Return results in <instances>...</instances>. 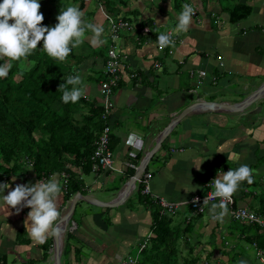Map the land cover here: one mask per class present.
<instances>
[{"label": "crops", "instance_id": "crops-1", "mask_svg": "<svg viewBox=\"0 0 264 264\" xmlns=\"http://www.w3.org/2000/svg\"><path fill=\"white\" fill-rule=\"evenodd\" d=\"M41 1L44 2L40 8L43 22L51 13L52 21L47 20V26L57 23L56 16L62 7L76 5L83 12L84 19L104 28V45L93 46L90 39H85L79 48L72 51L73 58L67 59V64L74 69L73 75L82 77L86 91H91L89 85L93 82L99 94L105 50L110 44L115 46L123 67L108 98L113 107L107 118L113 164L122 173L90 172L80 175L81 188L77 193L103 203L115 201L125 180L146 158L148 161L143 172L151 176V194L170 202L184 204L193 194L202 192L207 179H214L219 171L227 172L243 164L255 170L254 181L257 184L264 181L263 99L237 113L213 112L199 107L181 118L156 145L160 132L192 103H237L264 83V0H230L233 5L244 3L251 10L246 19L236 23L228 22L227 8L233 5L225 6L224 0ZM184 3H192L196 11L189 31L177 35L172 30ZM104 15L124 18L131 29L119 31V41L112 42L106 31L108 26ZM130 18H133V23H130ZM142 29H147V33L142 34ZM161 32L172 35L174 47L162 51L157 49L156 37ZM87 35L90 37L91 33ZM94 48L97 51L92 53V57L83 53ZM99 48L102 51L98 52ZM76 57L82 59L77 62ZM189 71L193 75L197 71L205 72L202 82L198 84L195 76H189ZM94 72L97 73L95 78L92 76ZM131 74H134L133 78H129ZM98 96L84 95L88 101L95 102L94 106L102 103ZM132 133L142 138V145L133 147L127 144ZM132 152H135L134 156L130 155ZM228 156H233V159L228 160ZM152 160L153 165L149 166ZM129 163L134 165L132 174L127 171L130 168L126 164ZM73 172L77 174L78 170L73 169ZM53 174H57L62 184L61 173L49 174L46 180ZM13 176L0 183H8L14 188L16 184H35L39 179L31 169L26 174ZM244 183L233 198L237 207L248 208L253 201L250 192L255 195L258 185L244 190ZM191 184L196 190L188 192ZM138 186L135 182L126 196L111 208L78 201L61 235L59 264H119L126 257L136 258L138 264L142 250L139 251V247L143 242L145 247L152 237L150 225L154 209L145 203ZM64 194L62 192L59 200L62 216L67 212L68 201L76 193L68 200ZM76 208L80 214L75 212ZM209 208L194 221L193 234L183 235L178 240L180 258L186 255L188 248L185 247L182 253L183 243L192 239L200 259L210 254V261L222 262L225 256L226 264H230L227 257L237 249L233 248L234 244L224 242L228 251L221 255L223 250L219 245L227 231L225 226L228 227L232 219L228 214L223 223L212 222ZM11 211L13 214L10 216L0 213V264H51L53 237L49 236L43 244L46 247L43 251L42 245L34 244L28 238L23 226L30 209L24 208L19 215L14 209ZM188 212L186 207L176 212L175 215L181 216L177 221H180L179 228L188 221L191 215ZM132 236L137 243L134 255L129 251ZM201 239L206 243L197 247ZM240 255H236L237 260Z\"/></svg>", "mask_w": 264, "mask_h": 264}, {"label": "trees", "instance_id": "trees-1", "mask_svg": "<svg viewBox=\"0 0 264 264\" xmlns=\"http://www.w3.org/2000/svg\"><path fill=\"white\" fill-rule=\"evenodd\" d=\"M176 4L179 5L180 2ZM250 11V7L244 3L228 7V22L242 21L248 17ZM47 20L46 18L43 26H47ZM37 47L25 61L31 64L28 69L18 71L20 61L13 62L8 77L0 79V182L19 173L26 174L30 169L36 178L47 177L52 173H63L66 175L64 198L68 200L73 194L80 192L79 176L90 173L89 158L93 141L103 127L100 120L101 103L94 106L95 102L88 101L84 96L75 104L62 103V93L58 88L65 82L67 76L74 74V69L67 64V60L57 63L41 51L43 41ZM69 58H73L72 53L67 59ZM76 59L78 62L82 57ZM105 60L106 50L104 62ZM0 63L3 61L0 60ZM104 79L102 75L100 82ZM111 146L109 135V149ZM73 169H77L78 173H74ZM127 171L129 174L133 173L131 169ZM257 183L254 181L248 185L245 182L242 188L253 189ZM257 185V193L254 195L250 192L253 201L248 209L264 218V181ZM139 190L138 186V192ZM143 198L145 203L154 208L151 212L150 225L152 237L140 251L138 264H198L201 259L199 253H196L192 239L186 240L188 248L182 258L177 242L183 235L193 234L194 221L202 214L190 215L188 221L179 228L178 225H174L172 216L161 215L147 197ZM209 207L210 205L207 208ZM228 208L231 210L237 208L234 198ZM228 229L219 247L223 250L220 254L225 255L228 247L224 242L234 244L233 248H236L237 252L233 251L228 255L227 261L230 264L235 263L236 255L244 252V246H250L253 251L254 249L261 251L264 259V231L261 227L254 223H239L232 220ZM69 237L67 234V238ZM45 249V245H42V250ZM209 258L210 254L203 259L209 261Z\"/></svg>", "mask_w": 264, "mask_h": 264}, {"label": "clouds", "instance_id": "clouds-1", "mask_svg": "<svg viewBox=\"0 0 264 264\" xmlns=\"http://www.w3.org/2000/svg\"><path fill=\"white\" fill-rule=\"evenodd\" d=\"M181 7L182 10L177 14L176 24L172 30L177 35L189 31L196 11L192 3H184ZM40 8V0H0V60L3 61L0 63V79L8 77L13 62L26 60L31 56L41 41L43 47L40 50L57 63L65 62L85 39H90L93 46H102L106 43L103 38L104 28L84 20V14L79 6L62 7L56 16L57 23L54 27L42 26L44 16ZM88 33H91L90 37ZM112 40L119 41V37L113 36ZM156 45L162 51L167 47H174L175 40L171 34L161 32L156 37ZM58 91L62 93V103L75 104L85 95L86 86L79 74L69 75L65 82L60 84ZM142 143V138L135 133L128 136V145L135 147ZM130 155L134 156L135 152ZM232 159L233 156H228V160ZM254 172L255 170L243 164L235 169L230 168L227 172L217 173L208 185L213 190L203 201L205 205L210 200L217 201L211 203L209 208L212 222H224L229 214L228 203L242 182H247L248 185L254 183ZM12 179L15 181L16 177L13 176ZM6 190L8 191L5 195ZM195 190L191 184V190L188 192ZM61 195L62 185L57 174H53L47 180L40 179L35 184H16L14 188L8 183H0V213L10 216L13 214L11 210L14 209L15 214L19 215L24 208L30 209L23 221L25 232L34 244L43 245L49 236L59 238L61 235L62 214L59 210ZM193 203H198V200L194 199ZM239 264L247 262L241 260Z\"/></svg>", "mask_w": 264, "mask_h": 264}, {"label": "built area", "instance_id": "built-area-1", "mask_svg": "<svg viewBox=\"0 0 264 264\" xmlns=\"http://www.w3.org/2000/svg\"><path fill=\"white\" fill-rule=\"evenodd\" d=\"M84 3L90 2L92 0H79ZM195 15V14H194ZM193 15V16H194ZM104 19L106 20L108 26V34L109 38L112 40L113 36H117L119 31L122 29L130 30L131 27L128 22L120 19V18H112L104 15ZM142 34L147 33V29L141 30ZM159 49V48H157ZM120 68L122 70V63H120V59L116 52L115 46L110 44L106 49V60L103 65L102 75L105 77L103 82L99 84V94L102 99L101 103V114L100 120L103 123V127L95 140L93 141V149L90 155L89 160L91 161L90 172L92 173H122L120 170L116 169L113 164L112 153L108 147L109 144V135H110V126L108 125L107 118L109 115L110 109L113 107V104L109 102L108 98L111 95L112 90L116 87L120 72ZM189 76H195L197 83L200 84L205 76V72L197 71L194 75L193 72L189 71ZM134 74L129 75V78H133ZM28 166H31L28 164ZM126 166L130 169L134 170V165L126 164ZM62 177V192H66V175L63 173L60 174ZM149 173H142L135 179L137 185L140 188V195L149 198L153 205H155L161 215L174 216L178 210L182 207H186L191 215L203 214L206 208L211 205V203H216V200H210L208 204H203L205 197L213 190L210 186V182L213 178L207 179L204 184V188L202 192L193 194L187 202L184 204L177 202H170L165 200L164 198L153 196L149 190ZM46 180L43 176L38 180ZM197 199L198 203L194 204L193 200ZM232 201V200H231ZM231 201L228 203L230 206ZM229 216L233 221L239 223H254L257 226L261 227L264 231V218L256 215L253 211L249 210L247 207H237L235 210L229 209ZM145 242L139 247V251L143 248ZM256 259L264 264V259L262 258V252L254 249ZM119 264H137L136 258L134 257H126Z\"/></svg>", "mask_w": 264, "mask_h": 264}, {"label": "water", "instance_id": "water-1", "mask_svg": "<svg viewBox=\"0 0 264 264\" xmlns=\"http://www.w3.org/2000/svg\"><path fill=\"white\" fill-rule=\"evenodd\" d=\"M264 100V83L261 84L255 91H253L250 95H247L244 99L237 103L233 104H225V103H213V102H205V101H199L192 103L185 109H183L178 115H176L175 119L170 122L159 134V137L157 138L156 145H159V143L164 139L166 135L169 134L173 126H175L178 121L186 116L187 114L195 111L197 108H205L213 112H223V113H237L242 111L243 109L247 108L249 104L253 103L256 100ZM148 159L146 158L144 162L136 169V171L133 173V175L125 180V183L123 184L122 188L119 190V197L115 201H111L108 203H103L99 201H95L94 199L85 196L80 195V193H76L70 201H68V209L67 212L62 216V222L60 224V227L62 229L61 235L63 234V231L66 227V224L73 213V210L75 208V205L78 201H82L86 205H96L99 207H114L118 204V202L126 196L127 192L129 191V188L131 189L134 187L135 179L143 172L144 166L146 165ZM61 235L59 238H52V263L51 264H59V254L60 249L62 246V239Z\"/></svg>", "mask_w": 264, "mask_h": 264}, {"label": "rangeland", "instance_id": "rangeland-1", "mask_svg": "<svg viewBox=\"0 0 264 264\" xmlns=\"http://www.w3.org/2000/svg\"><path fill=\"white\" fill-rule=\"evenodd\" d=\"M100 1H103V0H100ZM43 1H41L40 3L41 4H43L42 3ZM223 2V4L225 5V6H227V5H230V6H232L233 5V2L232 1H230V0H228V1H226V0H224V1H222ZM93 4H97V3H94L93 2ZM43 10H44V8H43ZM52 14H53V12H52ZM53 17V16H52ZM47 19L49 20V22H50V20L52 19L51 18V13L49 12L48 13V17H47ZM84 20H86V21H88V19L87 18H85ZM130 23H133V18L131 19L130 18ZM106 21V20H105ZM57 22V21H56ZM107 24V23H106ZM53 25H54V23H53ZM106 31H108V27H107V29H106ZM97 51V49H93L92 51L91 50H89V49H87V50H85L83 53H85V54H90V56L89 57H92V53L93 52H96ZM100 51H102L101 50V48H99V50H98V52H100ZM26 60H22V61H20V63L18 64V71H25L26 69H28L29 67H30V63H28V62H25ZM93 76V78H95L96 76H97V73H95L94 72V75H92ZM89 87H92V89H91V91H89V90H87V91H85V94H90V95H92V97H96L97 98V96L99 95L98 94V92H96V89H95V86H94V83L93 82H91L90 83V85H89ZM98 94V95H97ZM98 97H100V95L98 96ZM34 137H36V135L34 136ZM153 160L151 161V164L149 165V166H152L153 165ZM155 168L156 167H158V164L157 165H155L154 166ZM251 188V187H250ZM252 189V188H251ZM131 201H133V200H131ZM75 212H77V213H81V211L79 212V210L76 208V211ZM187 212H188V210H187ZM84 213H85V211H84ZM189 213V212H188ZM230 217V216H229ZM180 218H181V216L180 215H175L174 217H173V223L174 224H176V225H179L178 223L180 222H177L178 220H180ZM228 225V224H227ZM179 227H180V225H179ZM225 229L227 230V231H229V229H228V227H226L225 226ZM136 239H134V236H132L131 237V239L129 240V244L132 246V248L129 250L130 251V253L132 254V255H134L135 254V252H136V245H137V243H134V241H135ZM203 242L204 243H206V241L204 240V239H201V240H199V242L197 243L198 245H197V247L198 246H200L201 244H203ZM185 247H187V245L186 246H184V243H183V247H182V249H183V251H182V253H184V250H185ZM204 251H202L201 252V254H204L203 253ZM224 260V261H223ZM225 260H226V257L224 256V258L222 259V262L221 261H217V260H215V261H206V260H204V259H201L199 262H198V264H226V262H225ZM241 260H245L246 262H247V264H258V261L255 259V260H253V249L250 247V246H244V252H243V254H241L240 255V257L238 258V260H236L235 261V263L234 264H239V262L241 261ZM259 264H261V263H259Z\"/></svg>", "mask_w": 264, "mask_h": 264}]
</instances>
